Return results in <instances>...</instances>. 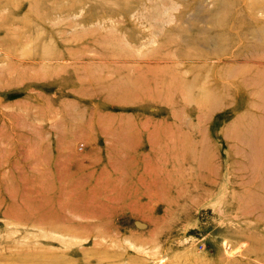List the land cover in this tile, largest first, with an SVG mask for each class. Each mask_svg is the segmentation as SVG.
<instances>
[{
  "label": "rangeland",
  "instance_id": "rangeland-1",
  "mask_svg": "<svg viewBox=\"0 0 264 264\" xmlns=\"http://www.w3.org/2000/svg\"><path fill=\"white\" fill-rule=\"evenodd\" d=\"M238 196L264 264V0H0V264H204Z\"/></svg>",
  "mask_w": 264,
  "mask_h": 264
},
{
  "label": "bare ground",
  "instance_id": "bare-ground-1",
  "mask_svg": "<svg viewBox=\"0 0 264 264\" xmlns=\"http://www.w3.org/2000/svg\"><path fill=\"white\" fill-rule=\"evenodd\" d=\"M251 152H252V150H251ZM187 187H188V185H187ZM242 198L243 197L238 196L237 197V203H235L234 201H228V198L226 200L223 199L222 200L223 206L218 207V212L217 213L215 212V214H218L220 216V218H222V220H224V221L220 222L217 227L213 228V230L211 231V237H206L204 239V242H203L204 248H207L208 250L212 251L210 256L207 257L206 262L204 264H228V261L225 258H223V257L220 258V257L216 256L225 247V245L224 244L223 245H217L215 243L214 236L215 235L220 236V235L226 234V233H227V235H230V232H237L239 230V228L241 227L237 223L241 224V220H243L245 218H251L253 216L258 215L257 211L259 210L260 207H259V205L256 204V201L255 200L253 201L250 198H248L247 200L246 199L243 200ZM244 203L250 204V205H252V207L250 209L249 208H243ZM206 213H207V210H206ZM255 213H256V215H254ZM207 227H208V225H207ZM202 230H204V229L202 228ZM188 231H192V228H190V227L186 226V224H184L182 226V231H180L179 228H177L175 231L172 230V232L170 234H168V232L165 231L164 233L160 234L159 237L160 238L164 237L162 239V241L165 243L169 242V245L172 247L173 244L171 242H174L176 239H178L180 237V235H183L185 232H188ZM235 237H237V235H235ZM239 238L243 239L244 237H239ZM230 245H232V244L230 243ZM175 246H177V243H175ZM232 246H235V245H232ZM181 247H183V245ZM215 253H217V254L215 255Z\"/></svg>",
  "mask_w": 264,
  "mask_h": 264
}]
</instances>
